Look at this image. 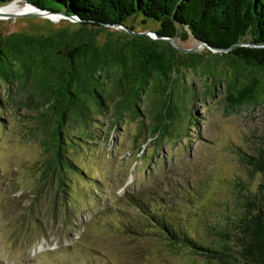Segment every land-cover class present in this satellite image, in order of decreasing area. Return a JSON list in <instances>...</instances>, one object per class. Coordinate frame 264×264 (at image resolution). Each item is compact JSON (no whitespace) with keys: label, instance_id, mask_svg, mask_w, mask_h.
Returning a JSON list of instances; mask_svg holds the SVG:
<instances>
[{"label":"rangeland","instance_id":"obj_1","mask_svg":"<svg viewBox=\"0 0 264 264\" xmlns=\"http://www.w3.org/2000/svg\"><path fill=\"white\" fill-rule=\"evenodd\" d=\"M129 24L136 31L157 28L138 17ZM66 28L77 37L93 36L110 54L115 41L128 37L119 26L80 29L61 18H0L4 36H47ZM170 43L180 70L171 86L173 118L165 121V131L150 89L137 114L126 106L121 87L103 82L101 98L94 99L102 103L85 98V117L62 127L61 151L76 168L65 172L64 193L58 196L48 193L50 178L42 176L51 157L52 112L31 77L0 78V264H216L201 253L169 246L132 199L208 243L211 227L237 210V196L264 180V172L240 160L264 146V98L228 107L225 75L215 78L216 71L209 70L218 51L192 36ZM122 221L134 224L137 233L107 228Z\"/></svg>","mask_w":264,"mask_h":264},{"label":"trees","instance_id":"obj_2","mask_svg":"<svg viewBox=\"0 0 264 264\" xmlns=\"http://www.w3.org/2000/svg\"><path fill=\"white\" fill-rule=\"evenodd\" d=\"M13 1L60 14L61 20L77 23L80 29L119 26L128 34L114 42L113 54L101 50L93 36L77 37L67 28L47 36L0 34V78L27 81L31 77L41 101L52 112L51 157L44 161L42 176L46 181L50 178L48 193L53 191L54 196L64 193L65 172L76 168L61 151L62 127L85 117V98L102 103L94 99L101 98L98 90L103 82L112 80L117 90L121 87L126 106L137 114L139 100L150 89L159 100L155 107L160 114L158 124L162 120L165 131V121L170 123L173 118L171 86L180 70L170 41L178 36L182 40L192 36L218 51L212 53L216 65L209 70L216 71L215 78L225 75L228 107L261 101V95L264 98V0H0V6ZM137 17L143 24H157L153 31L160 38L130 34L127 29L139 32L129 24ZM240 160L263 173L264 146ZM132 201L169 246L201 253L216 264H264V180L255 190L237 196V210L211 227L213 237L206 244L166 222L140 198ZM111 226L120 234L137 233L134 224L125 221L107 228Z\"/></svg>","mask_w":264,"mask_h":264},{"label":"water","instance_id":"obj_3","mask_svg":"<svg viewBox=\"0 0 264 264\" xmlns=\"http://www.w3.org/2000/svg\"><path fill=\"white\" fill-rule=\"evenodd\" d=\"M32 8L34 9V11H30V12H26V13H9L8 15H6V17H15V16L16 17L17 16H39V17H46V18H50V19H54L55 20V19L60 18L62 16L60 14H56V13H53L51 11H42V10H37L34 7H32ZM127 31L130 34H133V35H150V36H153L154 35V36L160 38V36L158 35V33H156L153 30H144V31H139V32H133V31L127 29ZM180 50L181 51H188V49H180Z\"/></svg>","mask_w":264,"mask_h":264},{"label":"bare ground","instance_id":"obj_4","mask_svg":"<svg viewBox=\"0 0 264 264\" xmlns=\"http://www.w3.org/2000/svg\"><path fill=\"white\" fill-rule=\"evenodd\" d=\"M30 11H34L31 6L27 4H23L22 6L18 1H13L9 4L0 6V18L6 17L9 13H26Z\"/></svg>","mask_w":264,"mask_h":264}]
</instances>
